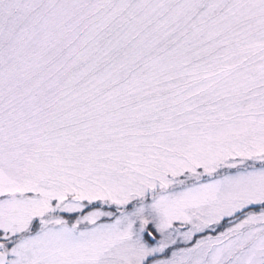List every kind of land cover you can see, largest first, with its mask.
Segmentation results:
<instances>
[{
    "label": "snow or ice",
    "instance_id": "snow-or-ice-1",
    "mask_svg": "<svg viewBox=\"0 0 264 264\" xmlns=\"http://www.w3.org/2000/svg\"><path fill=\"white\" fill-rule=\"evenodd\" d=\"M0 264H264V0H0Z\"/></svg>",
    "mask_w": 264,
    "mask_h": 264
}]
</instances>
